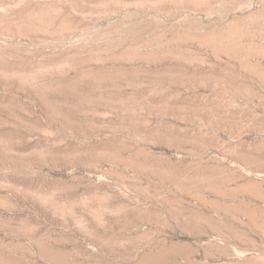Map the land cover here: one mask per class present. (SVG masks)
Instances as JSON below:
<instances>
[{"label": "rangeland", "instance_id": "374dc122", "mask_svg": "<svg viewBox=\"0 0 264 264\" xmlns=\"http://www.w3.org/2000/svg\"><path fill=\"white\" fill-rule=\"evenodd\" d=\"M0 264H264V0H0Z\"/></svg>", "mask_w": 264, "mask_h": 264}]
</instances>
